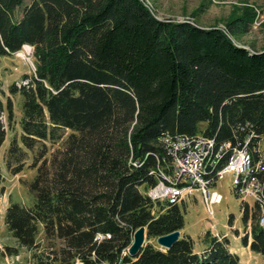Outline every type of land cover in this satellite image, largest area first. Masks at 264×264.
<instances>
[{"label":"trees","instance_id":"obj_1","mask_svg":"<svg viewBox=\"0 0 264 264\" xmlns=\"http://www.w3.org/2000/svg\"><path fill=\"white\" fill-rule=\"evenodd\" d=\"M253 16L224 30L160 19L142 0H0V56L28 44L35 65L9 85L5 101L0 96V147L17 120L10 96L23 97L6 169L20 173L33 154L37 170L27 182L34 202L11 200L4 216L11 236L32 251L30 264L239 263L227 236L212 237L201 252L185 234L170 248L146 242L137 256L129 247L141 226L149 240L185 225L182 202H154L146 193L159 168L169 171L166 137L202 133L216 146L229 142L209 168L215 174L234 147L258 157L264 49L233 38L250 30ZM67 131L48 156V142ZM4 178L0 169V188ZM260 179L264 186V172ZM242 208L247 227L260 208ZM251 234L243 245L264 254V228L253 223Z\"/></svg>","mask_w":264,"mask_h":264},{"label":"rangeland","instance_id":"obj_2","mask_svg":"<svg viewBox=\"0 0 264 264\" xmlns=\"http://www.w3.org/2000/svg\"><path fill=\"white\" fill-rule=\"evenodd\" d=\"M152 9L160 19L167 20H192L203 26H217L227 30V24L231 20L242 15L253 14L250 30L241 36L233 37L237 44L254 50L264 49V0H142ZM22 8L16 11V16H20ZM32 48L23 46L22 50L12 55L0 56V96L3 93L4 101L9 95V85L13 82L21 83L24 73H31L34 70V59ZM13 100L16 121L14 130L9 129L8 135L0 147V169L4 173L3 188H0V264H30L32 251L19 246L13 238L4 222V216L10 201H18L30 205L34 202V197L27 187V182L31 181L37 170L32 168L33 154H30L26 162V167L18 174H11L5 167V153L9 146L10 139L15 135V130L19 133L20 126L17 121L22 115L23 97L20 94L10 96ZM64 138L56 144L48 142L50 156L51 151L63 146ZM264 146V143H263ZM234 175L232 172L225 173L217 185L212 189L218 190L223 199L220 203L214 204V214L211 215L202 200L200 192L195 196L187 197L182 201L185 225L180 230L181 234L189 235L195 243V250L201 252L209 245L212 237L221 238L222 235L228 237L230 249L236 250L240 260L238 264H264V254L249 252L244 250L242 237L246 231L243 222L244 202L253 206L254 200L250 196L236 195L232 188ZM184 203V206H183ZM233 216V221L229 218ZM260 220L250 219L249 224L258 223ZM207 233H210L209 235ZM180 234V235H181ZM41 240V235H39ZM146 242L157 243L156 238L145 239ZM6 246H11L17 250L13 255L7 252ZM233 252V251H232ZM236 253V252H235Z\"/></svg>","mask_w":264,"mask_h":264},{"label":"built area","instance_id":"obj_3","mask_svg":"<svg viewBox=\"0 0 264 264\" xmlns=\"http://www.w3.org/2000/svg\"><path fill=\"white\" fill-rule=\"evenodd\" d=\"M24 46L32 48L28 44ZM165 139L169 142L171 153L169 171L159 168L158 182L146 191L154 202L179 204L187 197L200 192L207 211L213 215V205L220 203L223 195L212 188L225 173L232 172L234 193L253 198L254 204L260 208L258 219L260 226L264 228V186L260 179L264 172V135L255 150L258 157L246 146L234 147L228 161L216 174L210 172L209 168L216 165L222 149L230 148L229 142L216 146L213 138L202 133ZM245 234L251 239L250 224L246 227Z\"/></svg>","mask_w":264,"mask_h":264},{"label":"water","instance_id":"obj_4","mask_svg":"<svg viewBox=\"0 0 264 264\" xmlns=\"http://www.w3.org/2000/svg\"><path fill=\"white\" fill-rule=\"evenodd\" d=\"M181 232L179 230L173 231L171 233L161 235L157 237V243L164 247L170 248L180 237ZM146 239V228L144 226L139 227L134 232V239L129 247V253L131 256H137L145 244Z\"/></svg>","mask_w":264,"mask_h":264},{"label":"crops","instance_id":"obj_5","mask_svg":"<svg viewBox=\"0 0 264 264\" xmlns=\"http://www.w3.org/2000/svg\"><path fill=\"white\" fill-rule=\"evenodd\" d=\"M243 248H244V250L247 249L249 252H253V251L250 250L249 246H243ZM232 251L238 253L236 250H233V249H232ZM240 258H241V257H240Z\"/></svg>","mask_w":264,"mask_h":264}]
</instances>
